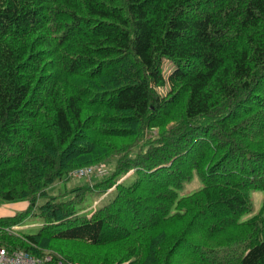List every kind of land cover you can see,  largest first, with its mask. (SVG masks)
<instances>
[{
    "label": "trees",
    "instance_id": "obj_1",
    "mask_svg": "<svg viewBox=\"0 0 264 264\" xmlns=\"http://www.w3.org/2000/svg\"><path fill=\"white\" fill-rule=\"evenodd\" d=\"M100 165L105 178L72 184ZM255 190L264 0H0V206L28 203L0 218V248L39 217L36 234L10 236L14 250L264 264Z\"/></svg>",
    "mask_w": 264,
    "mask_h": 264
},
{
    "label": "rangeland",
    "instance_id": "obj_2",
    "mask_svg": "<svg viewBox=\"0 0 264 264\" xmlns=\"http://www.w3.org/2000/svg\"><path fill=\"white\" fill-rule=\"evenodd\" d=\"M103 168H104L103 175L97 176L96 177L97 179H103L108 174L107 168L105 166H103ZM90 178H87V180H89ZM71 179H72L71 180L72 184L75 183L76 186L80 185L81 182L82 183L86 182L85 179L84 180L76 179V178H73L72 176H71ZM91 179H94V178H91ZM127 181L131 182L132 177H129L127 179ZM68 186L72 187V185H68ZM60 187L61 186H58L57 188H60ZM196 189H197V187L192 188V186H191V187H189L188 191L190 193ZM250 197H251V201L253 204V211L247 217L250 218V217H252L258 213L264 214V190L252 191L250 194ZM99 202L100 201H97V200H96V203L92 202L93 207H95L97 204H99ZM27 209H28V203H18V204H12V205L10 204V205L0 206V218L12 217V216H15L16 214L25 212ZM40 225H41V220L39 217H30L24 223H22L21 226L16 225V226L11 227L9 230H7V234H9V235L5 234L6 236H1V238H4V240H2L3 242H1V244L9 250L13 249V247H15V246H14V244H13L14 242L11 240L10 236H13V234L17 233L18 231L25 233L26 235L36 234L39 230ZM87 251H89V250H87Z\"/></svg>",
    "mask_w": 264,
    "mask_h": 264
},
{
    "label": "built area",
    "instance_id": "obj_3",
    "mask_svg": "<svg viewBox=\"0 0 264 264\" xmlns=\"http://www.w3.org/2000/svg\"><path fill=\"white\" fill-rule=\"evenodd\" d=\"M104 173L103 166H97L94 168H85L77 170L72 173V177L76 179H84L90 176H102ZM0 264H72L65 263L63 261L54 260L53 256H47L45 258L33 257L20 250L0 248ZM78 264V263H75Z\"/></svg>",
    "mask_w": 264,
    "mask_h": 264
}]
</instances>
